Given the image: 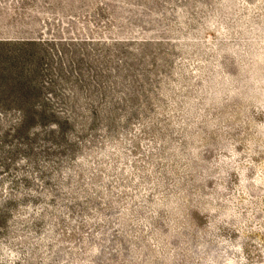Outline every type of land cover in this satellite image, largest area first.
Here are the masks:
<instances>
[{
  "label": "rangeland",
  "instance_id": "374dc122",
  "mask_svg": "<svg viewBox=\"0 0 264 264\" xmlns=\"http://www.w3.org/2000/svg\"><path fill=\"white\" fill-rule=\"evenodd\" d=\"M28 39L0 264H264V0H0V40Z\"/></svg>",
  "mask_w": 264,
  "mask_h": 264
},
{
  "label": "trees",
  "instance_id": "16d2710c",
  "mask_svg": "<svg viewBox=\"0 0 264 264\" xmlns=\"http://www.w3.org/2000/svg\"><path fill=\"white\" fill-rule=\"evenodd\" d=\"M36 40L16 42V40H0V84H5L7 90L10 93L17 94L19 96L28 98L34 96L35 86L31 84L36 76L41 75V57L38 62V70L34 71V75H31L30 68L28 65L21 64L20 59L24 61L32 62L36 53L32 50L25 51L19 49L18 52L13 56L6 47L11 48L16 45H33ZM35 92V95L38 96ZM0 98H2L0 96ZM53 117V113H47L45 110H38L35 107L27 108L23 110L22 121L27 124L48 123Z\"/></svg>",
  "mask_w": 264,
  "mask_h": 264
}]
</instances>
